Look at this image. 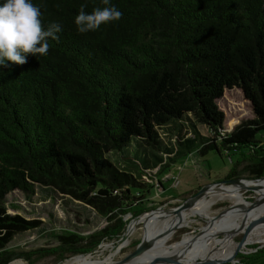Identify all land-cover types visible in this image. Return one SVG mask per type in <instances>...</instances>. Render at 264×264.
Masks as SVG:
<instances>
[{
    "label": "trees",
    "instance_id": "1",
    "mask_svg": "<svg viewBox=\"0 0 264 264\" xmlns=\"http://www.w3.org/2000/svg\"><path fill=\"white\" fill-rule=\"evenodd\" d=\"M31 3L45 30L58 22L62 31L48 38L45 55L0 65V264L12 261L7 246L16 235L41 224L6 212L4 199L15 191L30 198L38 187L51 189L103 217L137 218L139 201L186 156L247 149L244 172L264 178V139L257 138L264 134V0ZM81 5L87 13L114 5L123 15L82 34L75 24ZM232 89L253 118L225 132L216 101ZM196 124L212 138H202ZM168 127L173 132L161 134ZM239 164L227 180L237 178ZM124 230L119 220L101 233L119 238ZM59 241L70 256L98 244L71 233ZM261 255L234 260L249 264Z\"/></svg>",
    "mask_w": 264,
    "mask_h": 264
},
{
    "label": "rangeland",
    "instance_id": "2",
    "mask_svg": "<svg viewBox=\"0 0 264 264\" xmlns=\"http://www.w3.org/2000/svg\"><path fill=\"white\" fill-rule=\"evenodd\" d=\"M216 104L224 114L223 126L225 130H232L241 122L253 118L249 102L244 99L242 93L237 89L225 90L223 96L216 101ZM231 123L234 124L230 125ZM195 129L202 138H212L210 132L204 126L196 124ZM168 131L173 132L172 127L162 130L161 134L168 133ZM163 138L165 141L172 140L170 139V134L169 136H163ZM257 138L263 141L264 134L259 135ZM220 152L218 154L215 150H210L204 157H197L193 154L177 160L169 172L160 176V184L158 185L155 182L154 190L139 201L138 208L136 209L143 210L144 213L140 214L137 218H134L131 213L119 215L118 212V215L115 216L113 215L115 212H113L112 215L109 214L107 216H115L109 221L107 217L101 216L95 208L81 201L57 191L40 187L37 188L36 193L30 198L25 197L18 191L7 195L3 205L8 214L19 215L25 220L39 221L41 223L38 228L18 234L12 239L7 246V251L12 254L13 259L8 264H65L72 259L89 256L92 262L100 261L106 263L109 255H112L111 263H114L132 257L134 253H137L145 231L154 228L155 225H157L155 230L158 229L165 220L164 218H159L156 222L149 223V220L142 218L143 215L153 212L170 213L174 216V221L177 215L185 211L187 203L198 198L188 201L180 209L178 207L189 198L195 196L204 186L214 185L216 188H213L216 190L224 191L231 188L235 182L245 184L252 180L244 172V168L248 163L247 161H242L243 159L240 154L241 152L242 155L248 156L247 149L235 153L229 152V154H225L223 150ZM237 162H240L235 171L237 177L235 180L237 181L231 180L233 183L229 184L228 181L230 180H227L226 176ZM250 185L252 184L247 186ZM255 187L252 186V189L243 188L239 191L241 200L248 204L243 209H250L251 206L249 205L251 204L249 203L254 199L260 198V192ZM195 202L196 208L201 210L199 214L187 216L183 221L182 228H177L171 235L160 240L159 244L162 249H167L178 244L184 236L195 237L204 229L208 231L209 225L213 226L221 216L227 217L233 212H239V209L227 212L233 206L239 208V204L234 200L231 201L229 198L214 197L211 199L207 197L198 199ZM263 202L264 200L260 206L263 205ZM262 212L263 214L259 213L256 216L257 220H264V211ZM227 219L223 220L227 222ZM236 219H239L236 222H240L243 217ZM119 220L124 224L125 229L119 238L102 236V231L107 228H114L118 225ZM249 221V224L253 222V220ZM262 223L264 224V221ZM129 230L131 233L127 236ZM69 233L77 235L80 238H93V240H98V244L91 252L84 256H70L66 254V248L59 241V237ZM222 237L218 236L215 239L219 240ZM228 240L225 245L236 244L242 241L250 242V236L248 234L245 235V233H236L233 238L230 237ZM119 247L120 249L118 250ZM216 247H220V244ZM237 250H240L236 253L238 256H250L255 251L264 250V243H249L235 251ZM230 253L233 254L235 252L228 251L219 256L217 260H221L225 255ZM63 256L65 257L63 258ZM181 258H176L174 260L175 263L183 261V257ZM197 262L201 261L195 259L192 264Z\"/></svg>",
    "mask_w": 264,
    "mask_h": 264
},
{
    "label": "bare ground",
    "instance_id": "3",
    "mask_svg": "<svg viewBox=\"0 0 264 264\" xmlns=\"http://www.w3.org/2000/svg\"><path fill=\"white\" fill-rule=\"evenodd\" d=\"M245 184L252 185L247 186ZM245 184L235 182L233 183L231 188L226 189L224 191L216 190V187L214 185L208 186L201 194V196L198 197V199H204L207 197L211 199L214 197H221L222 199L229 198L231 199V201H236L239 204V208L233 206L227 212L235 211V209H239V212H233L227 217L221 216L217 219L213 226L209 225L208 231L204 229L198 236L195 237L184 236L178 244L167 249H162L161 245L159 244V241L171 235L177 228H182L183 221L186 219L187 216L199 214L201 210L196 208L195 205V201H197L198 199L196 198L197 200H193L187 203V205L185 206V211L177 215L174 221V216L170 213L153 212L143 215L142 218L149 220V223L156 222V220L159 218H164L165 220L158 227V229L155 230V227H157V225H155L154 228L145 231L141 245L139 246V249L135 254V260L127 264H149L150 262H158V264H192L195 259H199L201 262L209 263L211 261H216L219 256L228 251H235L236 249L244 247V244L238 243L225 245V243L229 241L228 239L230 237L233 238L236 233H245L250 236V242H245V245L255 242L264 243V224L262 223V221L264 220L260 221L256 219V216L259 215V213L263 214L262 211H264V202L263 205L260 207L246 210L243 209V207L245 208L246 206H248V204L244 203L241 200V197L239 196V191L241 189H252V186H256V190L258 189V192H260V202H262L264 200V181H259L257 183L246 182ZM244 216L249 217L248 219L253 220V222L249 224L250 221L246 219L240 227L239 224L241 221L236 222L239 220L236 218ZM225 218H228L227 222H225L226 220H223ZM229 231L231 232V236L227 237ZM130 233L131 231L129 230L127 232V236H129ZM218 236L223 237L222 239L216 240L215 238ZM223 243L224 245L221 246V244ZM219 244L220 247H216ZM111 256L112 255L108 256L109 258L106 259V263L100 261L92 262L91 257L89 256L86 258L78 257L66 262L65 264H114L111 263ZM178 257H183V261L175 263L174 260Z\"/></svg>",
    "mask_w": 264,
    "mask_h": 264
},
{
    "label": "clouds",
    "instance_id": "4",
    "mask_svg": "<svg viewBox=\"0 0 264 264\" xmlns=\"http://www.w3.org/2000/svg\"><path fill=\"white\" fill-rule=\"evenodd\" d=\"M109 5V0H103ZM86 5H81L75 18V24L80 33L97 30L102 24L119 20L122 12L114 5L95 8L91 13L84 11ZM39 7L31 0H4L0 4V65L6 66V61L15 64L27 62L26 56L45 55L48 52V38L58 40L62 26L52 22L44 29L40 20Z\"/></svg>",
    "mask_w": 264,
    "mask_h": 264
},
{
    "label": "water",
    "instance_id": "5",
    "mask_svg": "<svg viewBox=\"0 0 264 264\" xmlns=\"http://www.w3.org/2000/svg\"><path fill=\"white\" fill-rule=\"evenodd\" d=\"M234 181H237V180H234ZM259 181H264V178H260V179H252L251 181L249 182H259ZM228 183H233V181H228ZM210 185H207V186H204L203 188L200 189V191L193 197L189 198L188 200H186L183 204H181V206L178 207V209H180L183 205H185V203H187L188 201L190 200H193L195 198H198L201 196V194L204 192V190ZM262 202H260V199H254L252 202H251V207L250 209L252 208H256V207H259L260 204ZM247 219V217H243L242 221L240 222V227L242 226V224L245 222V220ZM127 232V231H126ZM246 235V234H245ZM231 236V232L229 231L228 234H227V237H230ZM238 244H244L245 245V241H242ZM120 249V247L118 248V250ZM137 250V249H136ZM240 250H237V251H234L235 253H233L232 255L233 256H229L228 258L226 259H221V260H216V261H211V262H197L195 264H234L235 263V260H234V255H236L237 252H239ZM136 252V251H135ZM135 260V253L133 254L132 257L130 258H127V259H124L122 261H118V262H114V264H127V263H130V262H133ZM149 264H158V262H150Z\"/></svg>",
    "mask_w": 264,
    "mask_h": 264
},
{
    "label": "crops",
    "instance_id": "6",
    "mask_svg": "<svg viewBox=\"0 0 264 264\" xmlns=\"http://www.w3.org/2000/svg\"><path fill=\"white\" fill-rule=\"evenodd\" d=\"M249 264H264V255H261L258 258L253 259Z\"/></svg>",
    "mask_w": 264,
    "mask_h": 264
},
{
    "label": "built area",
    "instance_id": "7",
    "mask_svg": "<svg viewBox=\"0 0 264 264\" xmlns=\"http://www.w3.org/2000/svg\"><path fill=\"white\" fill-rule=\"evenodd\" d=\"M229 131H231V130H225V132H229ZM235 264V263H234Z\"/></svg>",
    "mask_w": 264,
    "mask_h": 264
},
{
    "label": "flooded vegetation",
    "instance_id": "8",
    "mask_svg": "<svg viewBox=\"0 0 264 264\" xmlns=\"http://www.w3.org/2000/svg\"><path fill=\"white\" fill-rule=\"evenodd\" d=\"M256 252V251H255Z\"/></svg>",
    "mask_w": 264,
    "mask_h": 264
}]
</instances>
